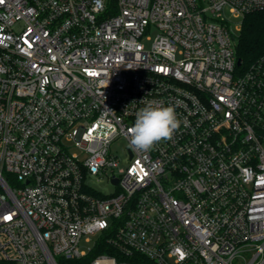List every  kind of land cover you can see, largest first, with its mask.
<instances>
[{
    "label": "built area",
    "instance_id": "built-area-1",
    "mask_svg": "<svg viewBox=\"0 0 264 264\" xmlns=\"http://www.w3.org/2000/svg\"><path fill=\"white\" fill-rule=\"evenodd\" d=\"M261 10L2 0L0 261L264 264V57L236 50ZM149 100L182 123L142 152L128 129ZM109 171L105 192L91 178Z\"/></svg>",
    "mask_w": 264,
    "mask_h": 264
},
{
    "label": "clouds",
    "instance_id": "clouds-1",
    "mask_svg": "<svg viewBox=\"0 0 264 264\" xmlns=\"http://www.w3.org/2000/svg\"><path fill=\"white\" fill-rule=\"evenodd\" d=\"M181 123L174 106L149 100L136 112L134 124L128 129L130 146L151 151L159 142L171 140Z\"/></svg>",
    "mask_w": 264,
    "mask_h": 264
},
{
    "label": "trees",
    "instance_id": "trees-1",
    "mask_svg": "<svg viewBox=\"0 0 264 264\" xmlns=\"http://www.w3.org/2000/svg\"><path fill=\"white\" fill-rule=\"evenodd\" d=\"M114 2L115 0H110L112 5ZM236 50L244 65L264 57V10L249 13L244 17L241 31L237 35ZM103 250L105 249L92 253L90 257ZM0 264L18 263L0 261Z\"/></svg>",
    "mask_w": 264,
    "mask_h": 264
},
{
    "label": "rangeland",
    "instance_id": "rangeland-1",
    "mask_svg": "<svg viewBox=\"0 0 264 264\" xmlns=\"http://www.w3.org/2000/svg\"><path fill=\"white\" fill-rule=\"evenodd\" d=\"M152 37L155 36V30H153V32L151 33ZM149 44V43H147ZM126 148H127V142L124 139H119L116 143H114V145L112 146V152L114 154H118L120 155L121 159L125 160L127 153H126ZM110 175V171L107 174L101 175V180L100 181H96L95 178H91L92 180L95 181L96 185L101 188L103 191L105 192H109L112 191L115 187L112 186L109 182H108V176ZM90 245L89 242L85 243V246Z\"/></svg>",
    "mask_w": 264,
    "mask_h": 264
},
{
    "label": "snow or ice",
    "instance_id": "snow-or-ice-1",
    "mask_svg": "<svg viewBox=\"0 0 264 264\" xmlns=\"http://www.w3.org/2000/svg\"><path fill=\"white\" fill-rule=\"evenodd\" d=\"M0 2H2V0H0ZM11 217H5V219H10Z\"/></svg>",
    "mask_w": 264,
    "mask_h": 264
},
{
    "label": "water",
    "instance_id": "water-1",
    "mask_svg": "<svg viewBox=\"0 0 264 264\" xmlns=\"http://www.w3.org/2000/svg\"><path fill=\"white\" fill-rule=\"evenodd\" d=\"M241 62V58H239V60H238V63H240Z\"/></svg>",
    "mask_w": 264,
    "mask_h": 264
}]
</instances>
